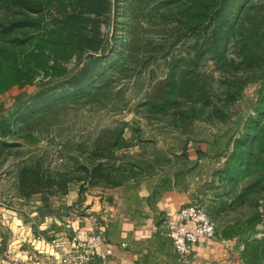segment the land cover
<instances>
[{"label":"rangeland","instance_id":"1","mask_svg":"<svg viewBox=\"0 0 264 264\" xmlns=\"http://www.w3.org/2000/svg\"><path fill=\"white\" fill-rule=\"evenodd\" d=\"M33 1L41 8L29 14L32 26L0 33V123L12 131L0 136V262L14 255L21 258L14 264H34L30 248L9 242L14 207L46 205L49 212L85 205L90 193L149 180L156 181L151 199L169 191L186 194L192 199L180 207L197 202L215 234L237 241L242 264H264V153L247 176L219 177L235 142L264 124V115L258 116L264 106V0L243 9L220 59L206 52L208 35H188L172 46L170 16L145 8L119 25L127 29L117 32L123 57L89 99L19 119L38 93L78 69L73 53L57 60L65 77L54 76L51 52L42 47L48 65L24 71L28 42L54 35L55 20L73 3ZM112 13L96 17L104 45L115 25ZM117 15L118 23L127 20L122 10ZM9 19L0 13V24ZM17 38L26 44L17 46ZM16 63L14 79L21 82L4 87Z\"/></svg>","mask_w":264,"mask_h":264},{"label":"trees","instance_id":"2","mask_svg":"<svg viewBox=\"0 0 264 264\" xmlns=\"http://www.w3.org/2000/svg\"><path fill=\"white\" fill-rule=\"evenodd\" d=\"M72 1L71 9L68 11L62 3L60 4L64 8V17L55 20V30L52 31L54 35L47 36L45 40L41 35H35L28 42L32 49L27 54V61L23 68L24 71H29L48 65L43 47L49 48L51 52L53 63L48 66V69H53L54 76L65 77V71L57 70L56 63L58 59H69L73 53L76 54L75 65L78 69L62 81L38 93L33 98L31 107L21 111L25 114H20L19 119L38 110L53 108L60 103H74L89 99L93 94L95 84L99 83L104 75L117 69L123 57L121 55L123 45L117 37V32L127 29L119 25H128L126 22L131 21L145 8H151L158 13L165 11L170 16L168 19L174 26V32L171 35L173 37L172 46L182 42L188 35L193 37L208 35L206 52L220 59L230 32L240 20L243 9L251 2V0H123L124 3L120 4L119 0ZM40 8L39 1L0 0V13H5L10 17L6 24H0V33L10 35L16 30L32 26L28 16L31 13H38ZM119 10L125 13L123 16L127 19L126 21L118 23L117 12ZM112 11L115 25L104 45L100 40V24L96 21V17L104 13L110 15ZM15 42L17 46L26 44L25 38H17ZM45 45L47 46L44 47ZM2 53L3 49L0 47V56ZM64 54H67L66 57H63ZM17 68L16 63L12 69L13 77L9 78L10 81L8 80L4 87L21 82L20 79H14V70ZM263 115L264 106L258 112L260 118ZM3 124L0 123V136L6 138L12 131L6 125V121H3ZM256 130L257 132L252 133L250 137L246 135L240 141L235 142L234 149L227 156L223 171L219 173L222 182L234 180L237 176H241L239 178L247 176L250 166L258 162L259 153H264V124ZM134 176L131 175V177ZM244 255L251 257L252 253L244 251Z\"/></svg>","mask_w":264,"mask_h":264},{"label":"crops","instance_id":"3","mask_svg":"<svg viewBox=\"0 0 264 264\" xmlns=\"http://www.w3.org/2000/svg\"><path fill=\"white\" fill-rule=\"evenodd\" d=\"M155 184L147 180L107 189L94 197L90 193L85 205H59L49 212L46 205H18L9 213V242L12 247L19 244L30 248L37 260L34 264H46L51 261L52 250L47 239L35 238L37 233L58 238L63 253L71 251L79 240L101 233L106 245L85 251L93 258L82 264H122V258L143 264H179L163 221L174 219L180 206L192 198L169 191L153 200ZM236 243L215 234L194 245L192 256L209 264H242ZM120 244L125 247L120 248ZM106 246L113 255L103 261L95 255Z\"/></svg>","mask_w":264,"mask_h":264},{"label":"built area","instance_id":"4","mask_svg":"<svg viewBox=\"0 0 264 264\" xmlns=\"http://www.w3.org/2000/svg\"><path fill=\"white\" fill-rule=\"evenodd\" d=\"M165 235L170 240L172 247L178 255L179 264H209L208 262L198 261L192 256L194 245L206 241L214 236L216 227L213 221L209 219L203 208L198 203H190L178 209L174 219H165L163 221ZM35 238L38 240L47 239V244L52 250L51 261L46 264H82L90 261L93 256L85 254L87 250H96L105 246V238L101 233L89 235L68 253L62 252V243L58 238L45 236L37 233ZM125 244H120L124 248ZM113 255L109 246L104 247L102 251L96 253V257L105 261ZM12 261H2L0 264L18 263L21 258L12 255ZM29 261L37 262L31 254L28 256ZM122 264H143L138 261L121 259Z\"/></svg>","mask_w":264,"mask_h":264}]
</instances>
